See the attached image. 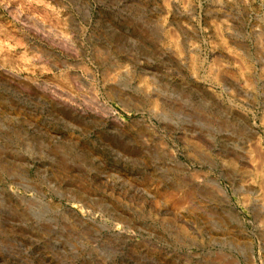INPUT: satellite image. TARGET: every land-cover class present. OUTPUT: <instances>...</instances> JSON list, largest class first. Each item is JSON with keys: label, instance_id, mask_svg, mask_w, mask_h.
Listing matches in <instances>:
<instances>
[{"label": "rangeland", "instance_id": "374dc122", "mask_svg": "<svg viewBox=\"0 0 264 264\" xmlns=\"http://www.w3.org/2000/svg\"><path fill=\"white\" fill-rule=\"evenodd\" d=\"M215 1L0 0V264H264V0Z\"/></svg>", "mask_w": 264, "mask_h": 264}, {"label": "bare ground", "instance_id": "6f19581e", "mask_svg": "<svg viewBox=\"0 0 264 264\" xmlns=\"http://www.w3.org/2000/svg\"><path fill=\"white\" fill-rule=\"evenodd\" d=\"M176 1L177 0H164V2H163V7H164V9L166 10V12L168 13V11H169V7L173 4V3H176ZM235 0H216L215 2L218 4V5H221V4H223L224 2H227V3H233ZM183 2V1H182ZM182 7H183V9H186V5H187V2H186V4L185 3H182ZM264 21V20H263ZM226 23H227V21H225ZM224 21L222 22H219V23H217V22H213V24H211V28H212V30H213V34L217 37V42H216V44L214 45V46H216V47H220V49H222L223 51H225V52H227L228 53V55L231 57V59L234 61V63H235V71H236V75H237V77H238V79H239V85H240V88L243 90V92H247V91H249L250 90V88H251V83H250V77H251V73H253L252 72V68H251V66L246 62V61H244V60H242V57L240 56V54L239 53H237L235 50H231V49H229V47H227L226 45H225V42H224V36H223V31L224 30H226V29H228V25L225 23ZM262 24V23H261ZM173 34H175V33H173ZM262 37H263V35H262ZM167 39V41H166V43H165V46H166V48L168 49V51H169V54L171 55V57H176V59H177V57L179 58L178 60H179V62H182V63H184L185 65L186 64H188V66H189V71H190V73H191V75H192V77L195 79L194 81H196L197 83H201V82H203L202 81V79H205V80H207V81H216L215 80V77H216V75H211V72H209L208 73V75H207V77L205 76H201L199 73H198V70H199V64H198V62L195 60V56H188V57H186L185 55L183 56L182 55V53L181 52H179V50H178V43H177V39L176 40H174V39H172L171 37H169V38H166ZM262 39V38H261ZM264 39V38H263ZM191 45V44H190ZM192 46V45H191ZM190 50V49H189ZM173 57V58H174ZM194 57V58H193ZM115 68H117V66L115 67ZM123 68V67H122ZM118 71H119V69H117V73H118ZM123 71V70H122ZM121 72V71H120ZM116 73V74H117ZM261 75V74H260ZM119 76V75H118ZM116 77H117V75H116ZM263 79H264V77H262ZM113 79H115L116 80V78H114V76H113ZM114 80V81H115ZM154 88V87H153ZM158 89V88H157ZM155 90V89H154ZM151 91H153V90H151ZM157 91V90H156ZM148 95V94H147ZM159 96V95H158ZM153 97V95L150 93V97L149 98H152ZM154 99V98H153ZM157 100V99H156ZM158 102V101H157ZM156 102V103H157ZM161 102V101H160ZM162 104V103H161ZM152 108H153V111H156V105H155V102H152ZM264 119V118H263ZM264 122V121H263ZM251 134L253 135L255 132H254V130L252 129L251 130ZM250 134V135H251ZM252 137V136H251ZM254 138V137H253ZM252 143H254L255 144V142H252ZM252 143H251V146H253L252 145ZM250 146V147H251ZM170 147V146H169ZM171 148V147H170ZM155 150V149H154ZM171 150V149H170ZM169 150V151H170ZM161 151V150H160ZM173 151V150H172ZM253 151H254V148H253ZM174 152V151H173ZM257 152V151H256ZM150 154V153H149ZM160 154V153H159ZM158 154V155H159ZM163 154H166V155H162L163 157H168V153L166 152V153H163ZM248 154V153H247ZM148 155V154H147ZM151 155V154H150ZM158 155H156V153H154V154H152V156H148V158L147 159H149V161H147V164H146V167H153V169H154V172L157 174V171H159V170H161V167L160 166H158V158L159 157H156V156H158ZM161 155V154H160ZM260 157V156H259ZM152 158H154V159H152ZM170 161H169V166H171L172 168H170V170L171 169H173L174 171L176 170L177 171V168L179 167V168H181V163H179V162H177V158L175 157V155H173V154H171L170 155ZM247 160H248V164L250 165V167L253 169V172H254V178L253 179H249L248 180V182H246L247 184L250 182V184H252V183H257V179H258V177H259V174H260V171L262 170V164H260V163H258V160L257 159H255L252 155H251V153L250 154H248V158H247ZM162 165V164H161ZM177 165H178V167H177ZM180 165V166H179ZM168 167V166H167ZM166 167V168H167ZM165 168V167H164ZM168 170V169H167ZM180 170V169H179ZM159 173V172H158ZM157 176V175H156ZM157 179H158V176L156 177ZM165 178V177H164ZM159 180V179H158ZM163 180V179H162ZM164 181V180H163ZM245 183V184H246ZM246 184V185H247ZM213 185V184H212ZM249 185V184H248ZM261 190H263V189H261ZM83 192V191H82ZM262 193V192H261ZM262 195H264V194H262ZM73 197V196H72ZM261 197V196H260ZM258 199H261V201L262 202H264V198L262 197V198H258ZM77 201V200H76ZM262 204V203H261ZM263 205H264V203H263ZM86 207V206H85ZM85 207H80L79 208V212L80 213H83V214H87V215H91L92 216V214H91V211L89 212L88 211V209L89 208H85ZM93 209V208H92ZM93 213V212H92ZM93 216H95V215H93ZM89 220V219H88ZM92 223V222H91ZM96 224V223H95ZM97 226H98V224H97ZM113 226V225H112ZM99 227V226H98ZM98 227H97V229H98ZM100 228H102V229H106L107 228V226L104 224V225H102V226H100ZM99 228V229H100ZM101 229V230H102ZM262 233H263V235H264V226L262 227ZM110 242V241H109ZM247 256V255H246ZM246 259H247V257H246ZM252 260V256H250V258H248V260L246 261L247 262V264H250V261ZM245 262V261H244ZM256 262V261H255Z\"/></svg>", "mask_w": 264, "mask_h": 264}]
</instances>
